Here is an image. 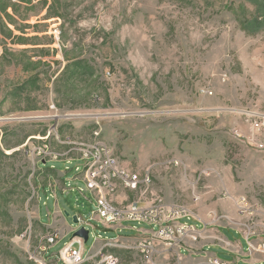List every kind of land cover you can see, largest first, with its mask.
Returning <instances> with one entry per match:
<instances>
[{
    "label": "rangeland",
    "instance_id": "1",
    "mask_svg": "<svg viewBox=\"0 0 264 264\" xmlns=\"http://www.w3.org/2000/svg\"><path fill=\"white\" fill-rule=\"evenodd\" d=\"M262 8L264 0H0V264H66L73 234L57 217L62 208L79 228L73 216L96 211L94 196L64 190L57 171L72 179L66 187L85 189L66 170L78 162L36 165L28 149L49 144L59 159H79L82 143L97 140L142 180L107 193L115 208L177 204L204 220L191 221L201 233L186 237L185 251L161 252L159 264H264L255 251L264 239V152L255 144L264 137L244 115H264ZM120 189L128 199L119 204ZM124 224L133 226L120 219L91 230L82 264L119 235L105 252L146 264L128 248L139 235L108 230Z\"/></svg>",
    "mask_w": 264,
    "mask_h": 264
},
{
    "label": "built area",
    "instance_id": "2",
    "mask_svg": "<svg viewBox=\"0 0 264 264\" xmlns=\"http://www.w3.org/2000/svg\"><path fill=\"white\" fill-rule=\"evenodd\" d=\"M244 115L252 133L264 137V115L249 111H246ZM95 136H99V133L96 132ZM237 136L241 137L242 135L237 134ZM49 137L50 135L45 139ZM255 146L259 151L264 152V139L262 142L256 143ZM80 151L82 155L79 159H59L58 154L51 151L49 144H41L28 149V156L37 161L36 165L40 161L46 162L48 160L66 161L67 164L78 162L73 167L66 166V170H74L76 172L74 180L81 177L85 189L83 187L76 188L70 183L65 189L78 192L84 196L85 190L92 194L96 202L95 214L102 220L104 226L110 227L120 219L125 222H132L133 226L130 229L140 236L138 237V248H131V245H126V247L128 246V248L140 252L146 259V264L148 262L159 264L155 257L161 252L170 249L185 251L186 248L183 243L186 237L194 233L196 239L197 233H201L196 225L191 223L194 220L192 214L181 205L151 203L142 206L139 201H133L127 211L115 208L108 201L107 193L114 192L119 184L126 189H136L142 182L139 175L128 167L121 165L114 156L111 147L105 142L97 140L91 143H82ZM148 180L149 178H146V181ZM69 182H72V179H69ZM50 187L52 189V185ZM52 190L54 196L57 197L56 185L55 189ZM94 193H96V197ZM240 202L242 205H248L249 203L245 197H242ZM78 218L80 221L79 227L85 226L90 230V233L91 230L96 229L92 222L93 218L88 221ZM47 240V244L58 242L60 240L59 232H55ZM113 241L118 242L119 239L105 240V245L93 256V258H98L95 264H103L104 255H111L110 264H117L116 257L105 252L107 246L113 247ZM84 243L83 239L74 238L72 242L65 245L61 251L62 262L66 264L84 263L87 260L84 254ZM47 244L44 247L41 244L40 249L48 250ZM258 245L259 248L255 251L264 254V239L260 240ZM252 248L253 246L250 245L251 252ZM37 262L38 264H44L40 260H37ZM213 262L215 261L213 260Z\"/></svg>",
    "mask_w": 264,
    "mask_h": 264
},
{
    "label": "crops",
    "instance_id": "3",
    "mask_svg": "<svg viewBox=\"0 0 264 264\" xmlns=\"http://www.w3.org/2000/svg\"><path fill=\"white\" fill-rule=\"evenodd\" d=\"M55 171H57L56 169H55ZM58 173H62V175H61V177L63 178V181H64V187H66V182H65V180L67 179V180H69L70 179V176H64V172H62V171H57ZM54 181V183H52L51 182V185H56V189H58L59 188V186H58V183L55 181V180H53ZM77 181H80V182H82V183H84L83 182V180H82V178L81 177H79L78 179H77ZM64 190H66V189H64ZM63 190V191H64ZM68 190V189H67ZM72 191V190H71ZM72 192H75V191H72ZM76 193H78V192H76ZM92 195V194H91ZM93 196V195H92ZM93 199V198H92ZM126 199H128V196L126 195V192L124 191V190H122V189H120L119 191H118V193L116 194V196H115V198H114V200L117 202V203H119L120 204V202H123L124 200H126ZM94 200V204L96 205V202H95V199H93ZM77 211H78V214H75V215H77L78 217H80L81 219H83L84 221H88L89 219H91V218H93V222L95 223V221L96 222H98V224L97 225H95L96 226V229L97 228H99V226L100 227H103L104 229L106 228V227H104L103 225H102V223H101V220L96 216V214H95V212L96 211H92L91 212V214L90 215H88V214H86L85 212H84V216H82L80 213H83L82 212V208L80 207V208H78L77 209ZM55 212L56 211H54V213L53 214H55ZM65 212L66 211H64L62 208H61V214H62V217H57L58 218V220L60 221V225L63 227V228H66V233H65V235H72L74 232H75V230L78 228H75V227H73V226H71L70 225V223H69V221H68V219H67V217L64 215L65 214ZM199 220H195V221H193L194 223H196V224H198V225H200L204 220L203 219H200V218H198ZM123 226H126V227H117V228H110V229H108V230H114V231H122V230H124V232H128V233H131V234H134V236L135 235H137V233H135L134 231H132L130 228H129V224L128 225H123ZM126 228V229H125ZM95 229V230H96ZM64 235V236H65ZM63 236V237H64ZM121 236L123 237V235H119V236H117V237H115L114 239H121ZM62 237V238H63ZM124 238V237H123ZM73 237L70 239V241L69 242H72L73 241ZM114 239H109V240H114ZM98 241V240H97ZM100 241H102V240H100ZM68 242V243H69ZM209 249H207L205 252H210V251H208ZM177 252H183V250H179V249H177L176 250ZM212 254L213 253H215V255L217 256V257H219L218 256V254H216V252H211ZM185 255H183L182 257H184ZM220 258V257H219Z\"/></svg>",
    "mask_w": 264,
    "mask_h": 264
},
{
    "label": "water",
    "instance_id": "4",
    "mask_svg": "<svg viewBox=\"0 0 264 264\" xmlns=\"http://www.w3.org/2000/svg\"><path fill=\"white\" fill-rule=\"evenodd\" d=\"M65 216L70 217V213L66 211ZM73 221H74V223L80 225V221H79V218L77 215L73 216ZM72 237L73 238H81L86 243V242H88V240L90 238V230L87 229L85 226H80L79 228H77L75 230Z\"/></svg>",
    "mask_w": 264,
    "mask_h": 264
},
{
    "label": "trees",
    "instance_id": "5",
    "mask_svg": "<svg viewBox=\"0 0 264 264\" xmlns=\"http://www.w3.org/2000/svg\"><path fill=\"white\" fill-rule=\"evenodd\" d=\"M251 1H253V0H251ZM263 15H264V8L261 9L260 14L257 16V17H258L257 19H260V18H261V19L263 20V19H264V16H263ZM257 19H256V20H257ZM258 24H259L258 22H255V21H253V22H252V21H249L248 23L245 24V26H246L248 29H250L252 26H257V27H258Z\"/></svg>",
    "mask_w": 264,
    "mask_h": 264
}]
</instances>
